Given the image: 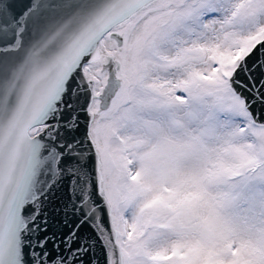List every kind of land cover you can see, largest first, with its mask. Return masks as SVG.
<instances>
[{
	"label": "snow or ice",
	"instance_id": "snow-or-ice-1",
	"mask_svg": "<svg viewBox=\"0 0 264 264\" xmlns=\"http://www.w3.org/2000/svg\"><path fill=\"white\" fill-rule=\"evenodd\" d=\"M0 264H264V0H0Z\"/></svg>",
	"mask_w": 264,
	"mask_h": 264
}]
</instances>
